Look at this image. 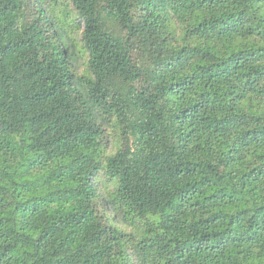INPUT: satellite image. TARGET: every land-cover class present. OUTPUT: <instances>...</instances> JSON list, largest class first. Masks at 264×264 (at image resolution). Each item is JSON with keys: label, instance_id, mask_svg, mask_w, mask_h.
Wrapping results in <instances>:
<instances>
[{"label": "trees", "instance_id": "16d2710c", "mask_svg": "<svg viewBox=\"0 0 264 264\" xmlns=\"http://www.w3.org/2000/svg\"><path fill=\"white\" fill-rule=\"evenodd\" d=\"M0 264H264V0H0Z\"/></svg>", "mask_w": 264, "mask_h": 264}, {"label": "rangeland", "instance_id": "374dc122", "mask_svg": "<svg viewBox=\"0 0 264 264\" xmlns=\"http://www.w3.org/2000/svg\"><path fill=\"white\" fill-rule=\"evenodd\" d=\"M80 72H84L86 69V57H80L79 59Z\"/></svg>", "mask_w": 264, "mask_h": 264}]
</instances>
